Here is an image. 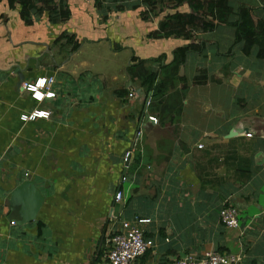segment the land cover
Segmentation results:
<instances>
[{"label": "crops", "instance_id": "0c3cea01", "mask_svg": "<svg viewBox=\"0 0 264 264\" xmlns=\"http://www.w3.org/2000/svg\"><path fill=\"white\" fill-rule=\"evenodd\" d=\"M60 1L52 10L36 4L30 25L19 4L0 2V264H108L105 237L119 228L113 217L148 221L140 224L149 247L139 264L211 251L264 264L258 49L245 55L234 46L236 27L223 24L198 36L203 49L180 66L175 52L192 40L151 37L163 16L146 20L143 7L118 9L111 0ZM231 1L264 20V0ZM64 34L70 43L59 41ZM97 46L110 54L87 51ZM159 58L155 68L168 66L166 75L180 80L155 100L151 92L139 96L140 61ZM21 71L23 82L54 77L56 97L35 101ZM197 77L205 82L195 84ZM35 111L49 116L22 120ZM26 181L44 200L36 218L22 223L23 199L12 202V193ZM229 203L239 210L236 229L220 221Z\"/></svg>", "mask_w": 264, "mask_h": 264}, {"label": "trees", "instance_id": "16d2710c", "mask_svg": "<svg viewBox=\"0 0 264 264\" xmlns=\"http://www.w3.org/2000/svg\"><path fill=\"white\" fill-rule=\"evenodd\" d=\"M2 0H0L1 2ZM56 0H8L10 8L21 6L20 17L25 24L32 23V15L35 12L36 4L43 3L44 8L53 9L51 6ZM112 4L118 8L143 7V16L146 20L157 16H163L158 28L150 35L153 38H182L192 42L187 46L178 49V65L182 66L185 57L189 52H201L204 43L196 41L198 36L213 32L219 25H233L236 27V39L234 46L240 47L245 55H250L257 48L259 58H264V20L255 19L252 10L241 5L234 9L231 0H111ZM62 0L60 1V3ZM97 3L106 4L108 0H97ZM187 7L188 11H178L180 7ZM69 14L61 11L58 17L60 20H67ZM59 18L53 17V22H58ZM59 41L65 39L68 43L72 37L63 35ZM78 48L74 46L73 51ZM160 59L140 61V71L144 73L141 85L144 88L146 98L153 97V100L164 95L168 90L174 88L179 80L175 79L177 74L167 76L164 72L168 66L160 65V72L155 68L160 63ZM149 64V66H147ZM175 79V80H174ZM203 79V78H202ZM200 77L195 78L194 83H204ZM182 80V79H181ZM124 91L118 92V96L123 98Z\"/></svg>", "mask_w": 264, "mask_h": 264}, {"label": "built area", "instance_id": "2783aa9c", "mask_svg": "<svg viewBox=\"0 0 264 264\" xmlns=\"http://www.w3.org/2000/svg\"><path fill=\"white\" fill-rule=\"evenodd\" d=\"M86 2H96L97 0H83ZM55 84L54 77H40L33 82H23V88L29 92L35 101L43 102L46 99L56 97L52 86ZM133 96V94L131 95ZM150 100V99H149ZM147 101V105L150 101ZM46 111H35L30 115H23L22 120H34L36 118L48 117ZM155 119V118H154ZM156 120V119H155ZM251 137L252 133L246 134ZM199 145V148H202ZM131 153H127L125 161H128ZM116 202L125 203L124 194L118 191ZM220 221L228 229H236L240 225L239 210L233 204H225L219 212ZM112 221L119 222L118 230L115 229L105 237V246L107 248L108 264H139V259L146 254L149 244L146 242L143 230L140 224L148 222L145 219L135 217L132 220H126L122 217H113ZM243 256L240 254L219 253L211 251L202 257H186L175 260L172 264H240Z\"/></svg>", "mask_w": 264, "mask_h": 264}, {"label": "water", "instance_id": "95a60500", "mask_svg": "<svg viewBox=\"0 0 264 264\" xmlns=\"http://www.w3.org/2000/svg\"><path fill=\"white\" fill-rule=\"evenodd\" d=\"M20 77V84L24 81L23 72L21 71L19 74ZM139 96L144 95V92L142 89H139L137 91ZM149 100V99H148ZM144 121H147L149 116L147 114V105L144 109ZM230 136L235 135V132H231L229 134ZM128 163H126L127 167ZM17 198H22V223L32 221L36 218L41 205L43 203V196L40 194L38 189L35 187L33 182L26 181L22 184L21 187H18L15 191L12 193V202L15 201Z\"/></svg>", "mask_w": 264, "mask_h": 264}, {"label": "rangeland", "instance_id": "374dc122", "mask_svg": "<svg viewBox=\"0 0 264 264\" xmlns=\"http://www.w3.org/2000/svg\"><path fill=\"white\" fill-rule=\"evenodd\" d=\"M210 37H211V35L208 36V39H210ZM87 49H88L87 50L88 52L97 51L100 55H103V56H106L105 53H107V51H109V54L111 52L110 50H107L106 46H97L95 48H90V49L87 48ZM108 56H110V55H108Z\"/></svg>", "mask_w": 264, "mask_h": 264}]
</instances>
